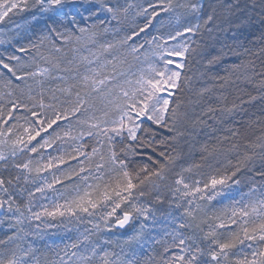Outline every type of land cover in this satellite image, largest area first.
<instances>
[{"label": "snow or ice", "instance_id": "1", "mask_svg": "<svg viewBox=\"0 0 264 264\" xmlns=\"http://www.w3.org/2000/svg\"><path fill=\"white\" fill-rule=\"evenodd\" d=\"M88 2L98 6L92 15L107 13L118 23L120 14H126L133 7L132 4L127 7L109 4L107 0ZM65 3L66 0H0V23L12 22L13 16L33 9L55 15ZM251 6L260 9L259 15L264 21V0H258V3L251 0ZM148 8L152 9L150 14L147 8L140 9L138 14H148V19L144 27L132 36L144 32L161 13L173 14L177 25H181L182 18L186 23L173 31L159 32L158 29L157 35L132 45H128L132 36H125L115 43H100L97 37L101 32L109 31L107 27H100L104 24L103 20L93 24L90 29L79 27L78 35L68 28L61 31L50 26L35 43L30 42L19 48L21 52L36 50L35 55L29 57V62H22L16 55L7 56V61H15V64L0 58V67L6 70V73L0 72V161L4 162L0 166L6 168L11 157L14 158L12 167L17 170L15 176H0V209L7 205V211L12 212L15 205V212L19 213L16 218L18 224H22L25 217L21 205L16 204L12 190L14 182L35 183L33 173L39 176L42 171L53 169L59 171L60 175L52 172L51 181L45 180L37 185L35 192L44 194L46 189L58 192L54 185L63 184L64 180L71 181L73 177L78 180L65 185L64 192H58L63 203L53 201L50 207L43 206L40 211L32 210L35 193L20 187V195L27 191L28 201L24 207L31 214L29 219H55L66 214L80 219L81 214H86L97 218V223L93 225L94 234L110 230L113 223L124 227L141 217L146 221L151 210L140 202L141 197L146 195V186L155 184L153 178L163 179L180 158V153L171 142L178 143L186 131L188 116L181 111L183 101L177 98V93L190 87L191 77L183 75V69L191 54L201 55L208 68L225 64L229 56L239 60L224 67V75L212 77L219 82L221 89L236 81H243L264 90V32L257 38L260 46L255 50L238 38L233 39L232 43H220L218 47L215 43L209 45L191 37L185 38L186 34H199L202 37L204 32L211 34L214 27L222 32L232 27L239 29L247 20L233 25L229 19L235 15L233 9L242 11L239 0L235 4H209L210 11L207 12L202 0H177L175 3L174 0H157L155 4L149 3ZM221 15L227 21L228 28L214 24ZM32 18L36 19V16ZM72 22L75 24V17ZM21 27L20 24L16 25V28ZM236 36L237 33L233 32V37ZM211 39L216 41L217 37L211 36ZM4 42L0 40V43ZM193 43L196 47H192ZM145 44L148 48L141 53ZM42 48H46L47 55L41 51ZM257 58L261 60L259 65ZM49 81H56L57 86L47 88ZM211 90L210 87L202 88L199 94L203 96ZM219 99L224 101L227 97L222 93ZM250 99L255 100L256 97ZM243 103V100L240 104L234 102L231 107L220 110L230 114L241 109ZM21 109L26 115H14ZM207 111L214 112L215 109L209 107ZM13 120L14 123H9ZM21 120L24 122L20 123ZM152 125L166 129L173 135L157 139ZM258 127L257 142L245 146L246 150L230 173L216 169L198 173L199 179L186 177L185 173L201 167L198 164L174 173L176 178L171 191L176 207L183 208L184 216L188 218L180 227L193 229V234L187 237L177 234L164 252L179 248L178 253L161 257L160 260L150 256L146 264H264V193L258 199L247 202L242 196L240 200H233L230 207H222L212 215L197 203L201 200L211 202L222 195L224 188L231 186L229 181L239 185L240 180L233 178L249 164L254 167V157L258 156L264 168V121ZM239 135V130L232 132L233 137ZM85 136L95 140L90 152L85 151L88 147L86 143H78L70 152L61 151L60 144L67 140L83 141ZM54 145L60 154L44 161L42 150ZM158 146L161 149L158 156L163 162L147 155V159L158 167L150 168L136 159L142 155L137 151L138 147L151 148L155 153ZM239 147L237 143L232 144V150ZM168 148L175 155L169 153ZM248 148H260L262 151L249 154ZM26 154H38L40 159L33 160L29 156L17 162L19 156ZM70 160L77 161L76 165L61 170L60 165L68 164ZM228 163L231 164V161ZM257 174L264 177V171ZM256 190L253 188L250 192ZM209 192L212 194L209 195ZM146 227L141 223L140 231L126 243H139ZM12 239L9 237L0 244L7 245ZM105 243L109 241H89L88 236H83L82 241L65 245L64 254L52 264H138L135 251L129 258L123 250V254L106 250L102 246ZM82 244L83 252L80 251ZM33 251L30 247L18 252L6 246L0 250V264H39L36 257L29 259Z\"/></svg>", "mask_w": 264, "mask_h": 264}, {"label": "rangeland", "instance_id": "2", "mask_svg": "<svg viewBox=\"0 0 264 264\" xmlns=\"http://www.w3.org/2000/svg\"><path fill=\"white\" fill-rule=\"evenodd\" d=\"M107 2L109 4H118L123 7H127L128 4H132L133 7L130 8L126 14H120L119 23L116 20H112L110 14L103 12L100 13L102 16L110 19L108 25H104L101 27H107L109 31L100 33V35L97 37L100 43H115L119 41L120 30L125 25L131 30L139 28L138 26L141 25V22L143 20H147L148 14L152 12V9L148 8L149 3L155 4L157 3V0H107ZM175 2H177V0H174V3ZM202 2L205 4V9L207 12L210 11V8H208L209 4H235L236 0H222L221 2H216V0H202ZM91 7L98 6L89 3L88 0H66L64 7L57 9L55 15H53V13H39L35 9H33L31 10V13L35 14L36 19H33L32 17L25 19L22 17L23 13H20L19 15L12 17V22L0 23V40L5 41L4 43H0V58L7 59V51L9 50L11 45H16V41L21 37L22 33L26 32V30H28L31 24H33L34 22L52 16L68 17L81 15L85 10H88ZM141 8H147L148 14H138ZM239 8L242 9V11H236L235 9H233L235 15L229 18L232 24L234 25L236 22H241L242 20H247V23H250L253 18V8L251 6V0H239ZM245 9H249L248 14L243 13L244 11H246ZM169 21H171V23H169ZM193 22L195 21L193 20ZM202 22L203 21L201 20V23ZM162 23L163 27H161ZM185 23L186 22L182 18L181 25ZM17 24L22 25V27L16 28ZM214 24H218L221 28L229 27L223 15H221L220 19L215 21ZM181 25H177L176 19L173 14L161 13L152 22L151 27L154 28L151 34L143 37L140 40L150 39L152 35H157L158 29L159 32H168L175 30ZM234 30H236V28H234ZM230 33L231 29H229V31L227 32H222L217 31L214 27V31L211 34L204 32L203 37L199 34L196 36L186 34L185 38L191 37L192 40L209 45L215 43L218 47L219 44H217V40H219L220 38H222L220 41L225 40ZM211 36L217 37V40L213 41L211 39ZM192 47H196V44L193 43ZM147 48L148 45L145 44V48L141 49V53L144 52ZM228 58H233L238 61V59L234 56H229ZM129 59L131 60V57H129ZM141 59H143V57H141ZM42 66L45 65L42 64ZM219 66L222 65H216L211 68L206 67L205 60L199 54H191L186 61V67L183 69V75L191 77L190 87L184 88L182 92H178L177 94V98L183 101L181 111L186 112L188 116V122L185 126V135L179 138L178 143L175 142V147L180 153V158L176 161V166L170 172L165 173V177L163 179L153 178L155 184H149L146 186V195L144 197H141L140 200V202L145 207L151 210L149 213V218L146 221L143 219V217H141L138 220L130 221V224L119 232L112 231L113 227L110 225V230L105 229L101 233L94 234L95 229L93 225L97 223V218L89 217L86 214H81L80 219L71 217L67 214L64 217L57 216L55 219L51 217H42L40 220H36L34 218L29 219L31 214L24 207V205L27 204L28 201L27 191H25L23 195H20L18 191L20 187H24L25 189L35 193L32 200V210L40 211L42 210L43 206L50 207L53 201L63 203L64 200L58 195V192H64L65 185L72 184L73 182L78 180V178H76L74 181L64 180L63 184L54 185V188L58 190V192H54L52 189H46L45 193L41 194L39 192H35L36 186L43 184L45 180L51 181L52 172H55L57 176L60 175V172L56 171L55 169L48 172L42 171L39 176H36V174L33 173V176L36 177L35 183L24 184L23 181H20L19 183L14 182V187L12 188V190L15 193L16 204L21 205V211L24 212L25 218L23 219L22 224H18L16 218L19 216V213L15 212V205L13 206L12 212H8L7 205H5V215L0 218V234H6L9 237H13V239L9 241L7 247L10 249H16L18 252L20 250H28L31 247L32 249H34V251L30 254L29 259L34 256L37 258L39 264H52L53 261L58 260L59 257L64 254L65 245H69L77 240L82 241L83 236H88L89 241H109V243H105L102 245L106 250L121 254L128 253L129 258H131L132 252L135 251L138 259V264H142L143 261L140 260L143 258L144 254L148 250H150L151 247H153L157 242L169 240L173 243V237L177 234L185 237L191 236L193 234V229L180 227L182 223L187 222L188 218L184 216L183 208L178 209L176 207V200L173 197L171 191L172 187H174L173 181L176 178L174 173L181 171V168H187L191 165L198 164L201 166L199 169L193 168V171L191 173H185V176L189 177L190 179H199L200 176L198 175V173L213 172L216 169H219L222 173H230L232 170H234V166L237 164V160L236 163H234L229 158L225 160L223 159L221 160V162L214 161L212 163V159L217 158L214 157L217 155V152L215 153V151H212L211 153H209L208 151H205L204 142L200 141L201 133L203 132V130L201 129L202 127L194 125L196 121L195 118L199 114L200 110L202 111L204 109V112H208L205 109L207 108V106L205 105V100L208 95L214 94V83L212 84L210 81H214L212 77L218 74L219 71L217 70L220 69ZM209 72L212 73L209 74ZM49 84L57 86L56 81H49L46 85ZM206 87H210L212 89L211 92L204 93L203 96H201L199 94L200 90ZM48 88H51V86H49ZM184 91L187 93V97L184 94ZM261 93L262 95H264V90H262ZM219 97L220 96L211 97L209 101L218 102L217 100ZM200 104H202L203 107L200 106ZM234 114H229V116H227L225 120L229 118L234 119ZM42 135L45 134L42 133ZM86 140L92 141L93 139L85 136L83 138V141L67 140L65 143L60 144V149L61 151H66V147L63 146H69V148H67L70 152L74 147L77 146L78 143H84ZM57 143L59 144L60 142ZM93 143L95 144V140H93ZM196 144L197 146H195ZM222 146L220 147L222 148ZM225 149L230 150L228 148ZM85 151H87V148H85ZM261 151L262 150L260 148L254 149L255 153H259ZM169 153L175 155V153ZM59 154L60 152L56 150L55 145L53 146V148H46L42 150L44 161H46L50 156H56ZM29 156H31L33 160L40 159V155L38 154H26L19 156L17 162L25 160ZM13 159L14 158L10 157L6 168L0 166V176L9 178L10 176H15L17 174V170L12 167ZM79 159H83V157H80ZM229 160L231 161V164L228 163ZM76 163L77 161L73 160L68 164L76 165ZM3 164L4 162L0 161V165ZM67 165H60V169L65 170ZM254 165L255 166L253 167L252 164H249L247 168L241 169V171L237 173V176L233 178L240 180L239 185L233 184L232 181H229L228 183L231 186L224 188L222 195L216 196V198L211 202L207 200H201L197 201V203L201 205L205 212H207L209 215H212L222 207H230L233 200H240L242 196L245 202H247L248 200L258 199L261 194L264 193V177H261L257 174L258 172L264 171V168L261 167L258 156L254 157ZM249 168H252V170L249 171ZM253 188L257 190L254 192H250V190ZM256 193L258 194L255 196ZM208 194L211 195L212 193L209 192ZM65 195H67V193H65ZM185 207H187L186 204ZM199 215H203V213H199ZM141 223H144L147 227L144 229V234L141 237L140 242L137 243L134 241L131 244L126 243V241H128L131 236L140 231ZM20 229H23V231H20ZM205 230L207 229L205 228ZM176 243H178V240L176 241ZM68 251H76V249H68ZM80 251H84L83 244L81 245ZM246 251L250 252L251 250L246 249ZM178 252L179 248H176L175 253ZM65 259H67V257H65Z\"/></svg>", "mask_w": 264, "mask_h": 264}, {"label": "trees", "instance_id": "3", "mask_svg": "<svg viewBox=\"0 0 264 264\" xmlns=\"http://www.w3.org/2000/svg\"><path fill=\"white\" fill-rule=\"evenodd\" d=\"M222 0H216V2H221ZM258 3V0H257ZM96 7H91L88 10H85L83 14L81 15H74V16H68V17H60V16H52L48 17L43 20H38L31 24L28 30L26 32H23L21 37L16 41V45L13 44L7 51L8 55H16L21 58L22 62H29V57L32 55H35L36 50L35 49H30L28 52H21L19 51L20 47L27 46L30 42L35 43L37 41L38 36L41 33L46 32L50 26L57 27L59 30L63 31L65 28L71 29L72 31L76 32L78 35V28L79 27H84V28H91L93 24H99L101 20L104 21V24L100 25V27L104 25H108V22L110 19L102 16L100 13L96 15H92V11ZM243 13L249 12V9H245ZM253 18L250 21V23L243 24L239 29L235 27L230 28L231 33L229 36H223L226 37L225 40L220 41L222 38L217 40V44L220 45V43H232L233 39H240L244 41L245 45L248 47L253 48L255 50L258 48L259 42L257 38L260 36L262 32H264V21L261 20L260 18V9L255 8L253 9ZM31 15V16H29ZM31 11H25L22 14L23 18H30L33 17ZM246 15V14H245ZM75 17V24L72 22V18ZM154 21V19H153ZM152 21V22H153ZM147 20H143L141 22V25H139L137 29L131 30L127 28L125 25L122 27L120 30L119 34V39H123L125 36H132L134 32H139V29L141 27H144L146 24ZM155 23V22H154ZM240 23L236 22L235 24ZM126 24V23H125ZM234 24V25H235ZM152 25V24H151ZM154 27L149 26L148 28L145 29L144 32H140L139 35L132 36V39L128 41V45L132 44H140L143 43L144 40H140L143 37H146L147 35H150L151 32L153 31ZM128 30V33H127ZM233 32L237 33L236 37H233ZM249 41H252V43H249ZM42 52H44L45 55H47V50L46 48L41 49ZM242 59H247L248 57H241ZM5 59V58H4ZM11 64H15V61H7ZM233 62H239V60H235L233 58H227L225 64L222 66H219L220 69L217 71V75H224L223 68L230 65ZM261 60L259 58L256 59L257 65H259ZM218 67V68H219ZM0 72H5L2 67H0ZM212 72H209L211 74ZM212 84L214 83V94L213 95H208L206 100H205V105L207 108L212 107L215 109L214 112H204V109L199 111V114L196 116V121L194 125L196 126H201L203 132L201 133V138L200 141L204 142L205 147H207V151L211 153L212 151L217 152V155L214 157H217L216 159H212V163L215 162H221V160H225L229 158L232 162L236 163V160L243 155L245 149V146L251 143H256V136L259 135V127L258 124L262 121H264V95H262V90L258 89L256 87H253L252 84L243 82V81H236L235 84H229L225 88L221 89L219 88L218 81H210ZM51 86V88L56 87L53 84L46 85L48 88ZM223 93L224 96L227 97L226 100L222 101L218 98V102L216 101H209L211 97L215 96H221ZM178 94V93H177ZM184 94L187 97V93L184 91ZM256 97L255 100L250 99V97ZM243 100L244 103L241 106V109H237L236 111L230 113L234 114V119L229 118L227 120L226 117L229 116V113H222L221 108L222 107H231V105L235 102L236 104H240V101ZM200 106L203 107L202 104ZM14 115H26L24 113L23 109L19 110L16 112ZM194 117V113H193ZM200 121H203L201 123ZM10 123H14L15 121H9ZM24 121L21 120L20 123H23ZM197 122V123H196ZM206 122V123H205ZM64 124L65 122H61ZM251 125V127H249ZM157 133V139L161 138L162 136H167V135H173L172 133H168L167 130L159 128L158 126L152 125L151 126ZM239 130L240 135L233 137L232 132ZM227 137V139H225ZM199 141V142H200ZM84 143L88 145L87 151H91V147L94 144L93 140H86ZM173 146L175 147V142H171ZM237 143L240 145L238 149L232 150V144ZM226 144V145H224ZM224 145V146H222ZM197 146V144L195 145ZM194 146V147H195ZM222 146V148L220 147ZM66 147V151H68L69 146H63ZM68 147V148H67ZM193 147V148H194ZM225 148H228L230 150H227ZM160 147H157V151L154 153L151 148L148 147H138L137 151L142 153V155L138 156L136 159L141 163V164H148L150 168L152 167H158V165H153L151 161L147 159V155H152L153 159H161L158 156V153L160 151ZM168 152H172L171 148L167 149ZM247 151L249 154L254 152V149L248 148ZM69 152V151H68ZM260 153V152H259ZM70 160L68 163H71ZM161 162L162 159H161ZM67 165V164H66ZM75 164H68L65 168L67 170L70 166H74ZM76 177H73L74 181ZM258 193L255 194V196ZM113 227L112 231L114 232H119L121 230L116 228V224L111 225ZM9 236L6 234H0V241L8 240ZM9 241L7 245L0 244V250L4 249L6 246H8ZM172 242L169 240H165L162 242H157L153 247H151L150 250H148L143 258L140 261H143L142 264H146L147 258L148 257H155L156 260H160L161 257H170L173 253H175L176 248H171L168 253L164 252V248L167 245H171Z\"/></svg>", "mask_w": 264, "mask_h": 264}, {"label": "water", "instance_id": "4", "mask_svg": "<svg viewBox=\"0 0 264 264\" xmlns=\"http://www.w3.org/2000/svg\"><path fill=\"white\" fill-rule=\"evenodd\" d=\"M4 215H5V208L4 209H0V218H2ZM129 224L125 225L124 227H120L119 225H116V228L119 229V230H122L125 227H127Z\"/></svg>", "mask_w": 264, "mask_h": 264}]
</instances>
